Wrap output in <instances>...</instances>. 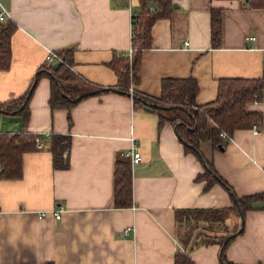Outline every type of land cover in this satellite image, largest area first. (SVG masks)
I'll use <instances>...</instances> for the list:
<instances>
[{"label": "crops", "instance_id": "crops-1", "mask_svg": "<svg viewBox=\"0 0 264 264\" xmlns=\"http://www.w3.org/2000/svg\"><path fill=\"white\" fill-rule=\"evenodd\" d=\"M141 7L142 0H0V11L17 24L11 67L0 70V102L26 92L48 63L49 50L68 47L74 70L113 88L70 109L51 108V79L42 75L27 122L22 113L0 111V133L26 124L40 142L24 153L20 177H0V264H175L176 251L188 249L178 235L176 211L233 204L221 183L205 188L206 180L197 178L204 163L186 149L170 121L160 124L156 110L135 107L130 95L115 90L118 77L109 62L115 53L129 52L132 16ZM213 8L221 11L219 46L211 39ZM263 71L264 0H174L170 15L152 26V45L143 51L135 87L159 96L164 78L195 77L196 100L203 104L217 97L219 79L260 77ZM249 108L264 116V100ZM260 129L235 130L223 148L200 143L239 197L264 192V120ZM59 133L71 135L67 168L54 166L51 146ZM132 139L142 154L132 163L133 204L117 207L115 165L128 156ZM243 213L244 223L235 210L221 223L185 218L196 264H222L220 243L203 240L223 232V225L243 226L228 246L230 261L264 264V198Z\"/></svg>", "mask_w": 264, "mask_h": 264}, {"label": "trees", "instance_id": "trees-1", "mask_svg": "<svg viewBox=\"0 0 264 264\" xmlns=\"http://www.w3.org/2000/svg\"><path fill=\"white\" fill-rule=\"evenodd\" d=\"M155 2L157 7L150 4ZM174 10V0H142L140 11L132 16L131 47L132 56L128 53H115L109 65L118 77L117 89L131 96L135 107H149L156 110L160 116V124L170 121L177 131L181 141L188 151L200 149L202 141H210L215 149L223 148L229 140L222 137L226 132L230 137L237 129L249 128L256 123L262 127L264 116L261 111L249 108L254 101L264 100V71L260 77L221 78L218 83L217 97L209 102L199 104L196 96L199 92V83L195 77L164 78L161 81V94L151 96L134 87L130 92L131 84L139 82V70L142 62L143 51L152 45V26L159 16L170 15ZM17 24L7 18L0 23V70H8L12 62L11 39ZM211 39L214 46H219L221 41V11L211 10ZM62 58V63L54 68L55 62H48L33 77L29 88L18 98L0 102V111L7 113H22L25 121L29 118V100L35 86L42 75L51 79V108L64 107L70 109L92 91L96 93L113 88H105L87 80L74 70L71 47L57 51ZM59 61V60H58ZM88 94V95H87ZM91 95V94H90ZM168 112L169 115L166 113ZM71 123V115H68ZM210 122L213 124L211 125ZM39 138L38 134L29 132L24 128L17 132L6 131L0 133V177L18 178L22 175V158L25 152L34 149ZM71 135L54 134L51 151L55 168H67L70 165L69 154L71 148ZM207 169L198 179H205V188L215 183H221L233 197V204L227 208H186L176 211L179 222L183 218L199 220L209 223L224 222L235 210L242 217L247 208L253 207V201L264 198V192L247 196H237L231 185L223 179L214 166L206 159ZM114 204L117 207H128L133 204V170L130 157L118 159L115 165ZM185 219V220H186ZM239 226L203 240V243L219 242L221 245L220 260L222 264H235L228 259L227 249L235 237L241 233ZM189 234V235H188ZM179 235L188 249H179L175 253V264H196L189 250L195 244H190L192 230L184 235ZM197 244L200 241L196 242ZM262 264V263H259Z\"/></svg>", "mask_w": 264, "mask_h": 264}, {"label": "built area", "instance_id": "built-area-1", "mask_svg": "<svg viewBox=\"0 0 264 264\" xmlns=\"http://www.w3.org/2000/svg\"><path fill=\"white\" fill-rule=\"evenodd\" d=\"M7 18H8L7 11L5 9L0 11V23L6 21ZM252 38L254 39L255 37L253 36ZM186 44H189V42H186ZM132 52H133V49L131 47L130 50H129V55L130 56H132ZM46 60L48 62H57L58 60H62V58L59 56V54H58V52L56 50H49L47 55H46ZM134 87H135V85L131 84V86H130V92L131 93H133ZM252 130H253L254 134H259L261 132L260 127L256 123L253 124ZM221 135H222V137L227 138V139L231 138L226 132H222ZM132 141H133L132 148L128 152L127 155L131 158L132 163H134V162H138V161H140L142 159V154H141L140 150L138 149V146H137L136 142L133 139H132ZM37 142H38V144L40 143L39 139L37 140ZM62 210L63 209L61 207H59V208H57L54 211L56 218H60L61 217ZM42 214L45 215L46 212H43ZM131 229H132V227L128 226L126 228V231H129Z\"/></svg>", "mask_w": 264, "mask_h": 264}, {"label": "water", "instance_id": "water-1", "mask_svg": "<svg viewBox=\"0 0 264 264\" xmlns=\"http://www.w3.org/2000/svg\"><path fill=\"white\" fill-rule=\"evenodd\" d=\"M61 63H62V61L59 60V61H57V62L54 63L53 67L54 68H57ZM115 90L120 91L117 88H115ZM94 93H96V91H92L90 94H94ZM147 109H150V108L147 107ZM195 150L198 153L199 157L201 158L202 162L204 163L205 168L207 169L208 167H207V162H206V158H205L204 154L198 148H195ZM240 211H241V215H242V223H244V213H243L242 209H240ZM242 230H243V226H241V228L239 229V231H242Z\"/></svg>", "mask_w": 264, "mask_h": 264}, {"label": "rangeland", "instance_id": "rangeland-1", "mask_svg": "<svg viewBox=\"0 0 264 264\" xmlns=\"http://www.w3.org/2000/svg\"><path fill=\"white\" fill-rule=\"evenodd\" d=\"M186 222H187V220H183V221H181L180 222V225H179V231H180V233L182 234V235H184L187 231H188V229H187V227H186ZM222 228H223V230H225V231H227L228 229H231V228H229V227H227V226H225V225H223V226H221ZM195 233H197V230L194 232V234ZM189 235V234H188Z\"/></svg>", "mask_w": 264, "mask_h": 264}]
</instances>
